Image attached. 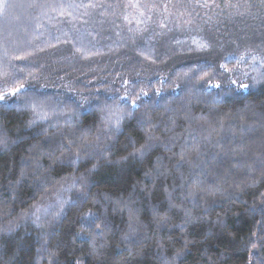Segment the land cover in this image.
<instances>
[{
  "label": "clouds",
  "instance_id": "9594fccd",
  "mask_svg": "<svg viewBox=\"0 0 264 264\" xmlns=\"http://www.w3.org/2000/svg\"><path fill=\"white\" fill-rule=\"evenodd\" d=\"M23 82H29L27 75ZM39 84L37 77L31 80L30 90L52 95L51 87L39 88ZM61 91L64 101L72 100L68 91ZM240 96L236 92L217 101L194 95L167 110L141 109L126 115L118 129L107 123L106 112L98 107L108 100L104 90L91 93L90 106L80 108L79 114L73 101L71 111L61 114L56 106L49 119L31 125L30 110L0 112V155L17 160L0 172V264H125L123 255L111 257L107 250L112 244L117 249L127 244L136 231L133 224L141 223L140 209L132 207L133 193L139 190L151 197L157 181L163 182L161 191L170 208L208 226L204 236L214 228L223 229L227 237L243 243L242 251L247 245L251 261L261 264L264 258L254 257L248 244L249 229L234 231L228 218L243 217L252 227L257 217L249 214L264 209V122L257 120L255 130L240 140L237 121L221 148L215 143L222 135L220 127L202 128L186 119L189 112L211 117L217 109L235 108ZM209 133L211 143L204 140ZM111 172H127L131 190L125 193L101 179ZM118 212L125 213L129 222L119 239L110 241L113 228L106 221L109 213ZM165 217L170 219L167 211L153 214L158 227ZM181 233L179 240L157 233L152 241L158 250L153 264H245L244 257L229 247L218 246L217 251L204 247L195 255L193 246L203 237L183 229ZM81 237L87 248L77 243ZM145 247L129 245L128 259L142 258Z\"/></svg>",
  "mask_w": 264,
  "mask_h": 264
},
{
  "label": "trees",
  "instance_id": "16d2710c",
  "mask_svg": "<svg viewBox=\"0 0 264 264\" xmlns=\"http://www.w3.org/2000/svg\"><path fill=\"white\" fill-rule=\"evenodd\" d=\"M25 53L32 54V63L27 66L25 76L27 71H32L40 83L52 86L54 97L58 94L61 99H64L61 90L67 92L65 84H71L83 94L96 93L97 89L103 91L107 86L123 92L133 82L148 78H152L156 87L163 84L165 95L180 96L179 89L171 90L181 83L176 73L189 68L208 72L204 83L209 78L213 83L222 84L230 79L247 82L240 74L248 69L233 57L244 55L250 62V54L264 56V0H0V72H11L9 61ZM14 63L17 68L26 67L23 63ZM220 64L233 69L235 75L225 72ZM200 75L203 72L197 71V76ZM123 79H129L130 84L123 85ZM239 93L236 107L223 108V112H234L243 107L242 103L249 102L264 111V86ZM69 95L72 97L71 93ZM194 95L201 96L193 90L183 101L187 102ZM12 102L14 100L9 101ZM180 103L181 100H176L171 106ZM215 115L205 114L212 126L219 128L220 121ZM10 164H17L16 157L0 155V172ZM128 169L131 171L132 165ZM101 179L125 193L131 190L127 172H111ZM162 183L157 181L151 197L139 190L133 193L132 207L140 209L138 219L141 223L133 224L136 231L129 236L127 244L121 243L119 249L111 245L107 250L111 257L123 255L125 264H153L158 256L152 242L157 233L179 240L183 229L185 233L203 237L200 244L193 246L195 255L204 247L217 251L218 246H223L243 256L245 264H256L255 260L249 261L247 247L242 251L243 243L227 237L223 229L214 228L211 235L204 236L206 224L170 208L161 191ZM4 195L8 193L5 191ZM165 211L170 219L158 227L153 214ZM261 211L264 209L258 210ZM92 222L85 221V224ZM106 222L113 228L111 241L119 239L120 230L129 221L125 213L118 212L109 213ZM228 224L238 233L248 229L250 233L256 227L254 223L251 227V222L243 217H229ZM77 243L82 248L88 247L84 237ZM129 245L133 249L147 245L144 256L128 259ZM262 254L264 249L252 250V255L258 259L264 258Z\"/></svg>",
  "mask_w": 264,
  "mask_h": 264
},
{
  "label": "snow or ice",
  "instance_id": "6c2138e0",
  "mask_svg": "<svg viewBox=\"0 0 264 264\" xmlns=\"http://www.w3.org/2000/svg\"><path fill=\"white\" fill-rule=\"evenodd\" d=\"M92 6L95 7L96 5ZM201 47H207V45H201ZM41 51L43 50L41 49ZM77 51L79 52L80 49H77ZM140 54L143 55L142 52ZM31 55V53H25V55L13 57L9 61L12 71L0 72V112L9 110H30L34 116V119L29 121V124L31 125L35 124L37 121L49 119L57 111L56 106H60L58 110L61 114L66 111H71L73 101L77 105L76 114H79L80 108L90 106L91 97L89 93L83 94L82 92H77L71 84L63 85V87L72 94V100L67 102L64 101V99H61L58 94L54 99L53 95H37L36 92L31 91L30 81L36 79L32 71H27L29 82H23L25 81L27 66L32 63L30 59ZM233 58L238 59V62L243 63L248 69L240 74L242 80L247 82H240L238 79H230L227 84H222L219 82L213 83L209 78L208 82L204 83L205 77L209 75L208 72L204 71L202 68H189L187 71L176 73V76L181 83L176 84L171 90L174 92L176 89H179L182 94L180 96H171V94L165 95L166 89L164 85L161 84L160 87H156L152 83V78L146 80L140 79L133 82L131 87H125L123 92L112 86L105 87L104 92L108 96V100L102 101L98 107L106 112L105 120L107 123L111 127L118 129L126 115H131L133 112L141 109L144 111H159L160 109L167 110L171 107V104L174 101H183L184 97L188 93L193 92V90H196L201 95L212 96L213 99L217 101H223L224 98L232 97L236 92L264 86V56L250 54V62L246 60L244 55H241L238 58ZM14 62L23 63L26 67L17 68ZM219 67L225 72H233V69H230L224 64H220ZM197 71L203 72V75L197 76ZM233 74L235 75V72H233ZM139 75L140 73H137V76ZM213 75H215V73H213ZM122 84L129 85V79H123ZM45 87L52 86L46 83L39 84V88ZM209 89L214 91L209 93ZM99 92V89H97L96 93ZM249 95L251 96L254 94L250 93ZM130 96L132 97L131 99ZM149 97H151V99H148ZM157 97L159 99H157ZM13 100L14 102L9 103V101ZM242 105L243 107L236 108L234 112H223L220 109L215 110V119L220 121L222 132V135L216 138L215 143L217 146L223 148L226 142V137L229 135V131L237 126V121L241 122L239 125L241 129L240 140H243L246 135L255 130L254 125L257 120L264 122V111L258 110L255 104L249 102L242 103ZM186 119L195 120L202 128L205 125L210 128L212 127L210 118L206 116L195 117L189 112ZM225 122L227 123V128L225 127ZM173 123L175 122L173 121ZM236 139L237 137L233 134L232 140L235 141ZM204 140L211 143L213 140L211 133L206 135ZM199 147V142H197L194 145V150L198 152ZM191 151L192 149L188 152L189 159L191 158ZM140 154H143V149H141ZM241 155L246 154L242 152ZM219 162L225 163L226 161L220 160ZM249 215L251 217L259 216V218H256L254 221L256 227L248 234V244H251L252 250H256L258 244L264 245V223L261 222V220L264 219V211L257 213L256 210L253 209ZM166 219L167 218L165 217L164 220L166 221ZM245 247H247V245ZM249 261H251L250 255ZM261 264H264V261H262Z\"/></svg>",
  "mask_w": 264,
  "mask_h": 264
}]
</instances>
